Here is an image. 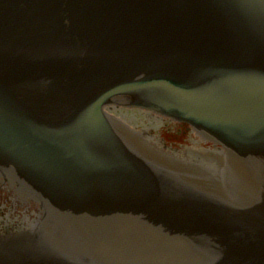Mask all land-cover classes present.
<instances>
[{
	"label": "water",
	"instance_id": "95a60500",
	"mask_svg": "<svg viewBox=\"0 0 264 264\" xmlns=\"http://www.w3.org/2000/svg\"><path fill=\"white\" fill-rule=\"evenodd\" d=\"M0 180V264H264V0H0Z\"/></svg>",
	"mask_w": 264,
	"mask_h": 264
},
{
	"label": "flooded vegetation",
	"instance_id": "af4514ba",
	"mask_svg": "<svg viewBox=\"0 0 264 264\" xmlns=\"http://www.w3.org/2000/svg\"><path fill=\"white\" fill-rule=\"evenodd\" d=\"M159 128H161L162 130H166L165 133L167 134L170 133L171 131H177L176 134L186 135L187 140L189 136H192L191 141L196 139L194 132L189 125L184 123H177V122L168 123L162 121L160 122V124L157 125V127H155V132L157 133V135L154 133L156 136L153 134L152 138L159 139L160 140L159 142L162 143L164 150L168 152L178 153L185 144L177 140L167 141L166 140L167 138L161 137V134H159ZM14 204H15V195L10 190L4 188V185L0 183V222L2 221L3 217L8 216L7 213L4 212V210L9 209L8 205H14ZM17 218L18 216H13L12 221L15 222Z\"/></svg>",
	"mask_w": 264,
	"mask_h": 264
},
{
	"label": "rangeland",
	"instance_id": "374dc122",
	"mask_svg": "<svg viewBox=\"0 0 264 264\" xmlns=\"http://www.w3.org/2000/svg\"><path fill=\"white\" fill-rule=\"evenodd\" d=\"M152 132H154V131H152ZM166 132V130H162V135L165 137V138H167L169 141H173V140H177V141H179V142H182V143H185V144H187V146H189V147H192V148H194V147H196V146H200L201 144L203 145V146H209V145H206L204 142H202L201 144H194V142L192 143L191 142V138H192V136H189L188 137V140H187V136L186 135H183V134H176V132H174V131H171L170 133H165ZM178 137V138H177Z\"/></svg>",
	"mask_w": 264,
	"mask_h": 264
},
{
	"label": "bare ground",
	"instance_id": "6f19581e",
	"mask_svg": "<svg viewBox=\"0 0 264 264\" xmlns=\"http://www.w3.org/2000/svg\"><path fill=\"white\" fill-rule=\"evenodd\" d=\"M191 149H197V150H202V151H208V152H214V153H217V150L214 149V148H210V147H205L203 146L202 144L200 146H196L194 148H191Z\"/></svg>",
	"mask_w": 264,
	"mask_h": 264
}]
</instances>
